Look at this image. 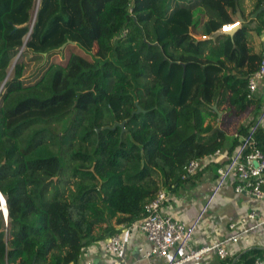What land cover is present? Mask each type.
Segmentation results:
<instances>
[{"label":"trees","instance_id":"trees-1","mask_svg":"<svg viewBox=\"0 0 264 264\" xmlns=\"http://www.w3.org/2000/svg\"><path fill=\"white\" fill-rule=\"evenodd\" d=\"M242 1L40 0L33 24L39 0H6L0 192L9 214L5 226L0 211V264H79L88 247L143 219L159 191L199 175L183 179L190 161L224 148V131L209 135L217 111L260 107L235 68L250 77L262 57L248 46V25L221 60L190 30L200 7L218 12L215 28L235 24ZM254 1L256 13L264 0ZM258 18L264 29V11ZM26 57L42 61L33 83ZM124 122V132L113 128ZM256 140L264 153V128ZM257 252L225 264H252L264 258Z\"/></svg>","mask_w":264,"mask_h":264},{"label":"crops","instance_id":"crops-1","mask_svg":"<svg viewBox=\"0 0 264 264\" xmlns=\"http://www.w3.org/2000/svg\"><path fill=\"white\" fill-rule=\"evenodd\" d=\"M254 2V0L242 1V9L239 12H241L244 22L240 24L239 29H241L243 24L248 25L249 31L246 34L248 46L255 54L261 55L263 60L264 29L259 27L263 22L258 18L260 13L257 15V12L253 13ZM211 21L221 22L218 12L211 8H198L194 13V21L190 34L195 41L208 43L207 53L209 55L220 60L226 59L228 55L227 48L230 47L228 39L233 43L235 35L231 38L223 33V26L229 24H222L215 28L213 24H209ZM236 27L226 29V32L233 31ZM235 69V74L239 78L245 80L249 78L245 75V68L240 66ZM255 98L260 100V107H253L244 112L246 118L241 127H250L260 116L264 106V81L259 84ZM220 113L224 115L226 111ZM221 131L223 130L221 129ZM224 132L228 136L238 133L237 130L231 134L226 131ZM214 184V169L209 168L196 177L191 178L188 184L183 185L176 192L167 190L169 197L161 208L162 213L188 225L193 224L198 218L202 207L211 197ZM251 212H258L261 217H264V202L237 195L232 185H226L213 200L207 214L195 231L192 248L198 250L231 237L234 231L230 229V224L234 221H239ZM8 214V208L7 212L3 210V215L7 219ZM260 221L259 218L255 220L251 219L239 226L237 232L241 234L240 240L236 244L229 245L230 255L227 259L239 260L244 254L253 250L258 251L254 255L259 254V257H264V226L261 225ZM126 237L128 248L122 259L109 255L103 249L102 243H100L88 247L79 264H87L88 262H92L93 264H166V259L159 256H153L149 259L143 258V253L151 250V244L140 230L133 229ZM182 253L184 254V252ZM182 253L179 255L182 256ZM225 260H221L216 252H208L198 261L187 262L185 264H225Z\"/></svg>","mask_w":264,"mask_h":264},{"label":"built area","instance_id":"built-area-1","mask_svg":"<svg viewBox=\"0 0 264 264\" xmlns=\"http://www.w3.org/2000/svg\"><path fill=\"white\" fill-rule=\"evenodd\" d=\"M240 24L237 22L231 26H223V33H227L226 29L240 27ZM262 81H264V59L258 71L248 78V100L255 99ZM261 128H264V106L260 116L246 133L238 132L232 136L227 135L223 149L194 159L185 167L183 179L194 177L209 168H213L215 173V184L211 197L202 207L193 224L188 225L162 213L161 208L168 200L169 193L166 190H161L156 198L147 205L145 217L129 225H123L120 234L102 243L103 249L109 255L122 259L128 248L126 236L131 230L138 229L151 244V250L143 253L145 259L159 256L166 259V264H185L198 261L208 252H216L221 260L227 259L230 255L229 245L236 244L240 240L241 234L237 232L240 225L245 224L248 220L259 218L261 225L264 226V217H261L258 212H251L239 221L232 222L229 227L234 231V234L210 246L198 250L193 249L194 234L213 200L228 184L233 186L237 195L264 202V153L258 147L256 140L257 132ZM180 253L182 256L179 255ZM87 264L93 263L88 262ZM252 264H264V258H257Z\"/></svg>","mask_w":264,"mask_h":264},{"label":"rangeland","instance_id":"rangeland-1","mask_svg":"<svg viewBox=\"0 0 264 264\" xmlns=\"http://www.w3.org/2000/svg\"><path fill=\"white\" fill-rule=\"evenodd\" d=\"M0 10L2 9V7L4 6V4L6 3V0H0ZM20 57V56H18ZM16 58L15 61L19 58ZM62 58L60 56H57L55 58H53V61H59ZM27 63V70H26V81L27 83H33L34 81H36L35 74H36V68L38 66V64H40L42 61L38 60H31L28 57H26V59H24ZM14 61V63H15ZM226 113L223 115L222 120H221V129L223 131H226L227 133H233L234 131L238 132V129L242 126L243 121L246 118V115L240 114L238 113V109L237 108H226ZM69 175H65L64 178H67ZM4 197V196H3ZM1 217L5 222V218L4 215L1 213ZM8 220V219H7ZM6 224V222H5ZM6 226V225H5ZM7 237H9V235H7Z\"/></svg>","mask_w":264,"mask_h":264},{"label":"water","instance_id":"water-1","mask_svg":"<svg viewBox=\"0 0 264 264\" xmlns=\"http://www.w3.org/2000/svg\"><path fill=\"white\" fill-rule=\"evenodd\" d=\"M39 6H40V0H39L38 5H37V9H36V13H35V17H34L33 24H34V22H35V20H36V16H37V12H38V8H39ZM263 11H264V7H263L261 10H259V11L256 13V15L259 14V13H261V12H263ZM237 15H238V19H239L238 22H240V23L244 22V18H243V16H242L241 12H238ZM236 23H237V22H236ZM238 29H239V27H237L236 29H234V30L231 31V32H227V33H225V35H228V36H230L231 38H233L234 35L236 34V32L238 31ZM26 42H27V41H26ZM66 46H67V44L64 45V46L61 48V50H64V49L66 48ZM24 47H25V45H24ZM24 47H23V49H24ZM45 56H46V55H45ZM18 58H19V57H18ZM17 60H18V59H17ZM17 60L15 61V63L17 62ZM15 63H14V64H15ZM12 69H13V67H12ZM12 69H11L9 75L7 76V78L10 77V75H11V73H12ZM132 75L134 76L133 73H132ZM214 109L217 110V106H216V105L214 106ZM142 112H144V111H143L140 107H138V109H137V111H136L135 113H142ZM217 114H218V121H217L216 125L214 126V128L212 129V131L209 133V135H213V134H215L216 132L221 131V127H220V126H221V121H220V120H221L223 114L220 113L219 111H217ZM118 126L122 128V131H123V132L125 131V122L122 123V124H118V123H116L115 126H114L113 128L115 129V128L118 127ZM4 164H5V160L0 164V168H1L2 166H4ZM1 198H2V194H1V192H0V200H1ZM0 211H1V209H0ZM4 218H5V222H8L7 217H4Z\"/></svg>","mask_w":264,"mask_h":264},{"label":"bare ground","instance_id":"bare-ground-1","mask_svg":"<svg viewBox=\"0 0 264 264\" xmlns=\"http://www.w3.org/2000/svg\"><path fill=\"white\" fill-rule=\"evenodd\" d=\"M237 28V27H236ZM235 28V29H236ZM8 208V206H7V202H6V199H5V197H3V195H2V198H1V200H0V209H1V212H2V214H3V210L5 211V212H7V208ZM5 217V216H4Z\"/></svg>","mask_w":264,"mask_h":264}]
</instances>
